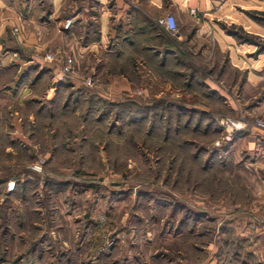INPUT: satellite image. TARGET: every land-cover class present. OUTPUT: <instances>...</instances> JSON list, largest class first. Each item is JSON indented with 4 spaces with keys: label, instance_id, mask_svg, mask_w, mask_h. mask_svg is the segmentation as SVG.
Returning <instances> with one entry per match:
<instances>
[{
    "label": "rangeland",
    "instance_id": "1",
    "mask_svg": "<svg viewBox=\"0 0 264 264\" xmlns=\"http://www.w3.org/2000/svg\"><path fill=\"white\" fill-rule=\"evenodd\" d=\"M78 2L0 1V30L5 19L14 24L32 15L34 21L15 32L25 46L11 24L0 35V56H6L0 60V264H27L30 258L21 255L33 241L30 264H264L258 217L264 140L256 127L264 117L254 113L264 99V0H217L199 14L236 42L234 54L224 48L222 78L215 80L197 48L186 44L177 47V63H105L99 51L90 61L100 80L126 74L123 99L149 109L139 118L136 105L90 114L84 104L50 117L46 126L42 59L73 54V20L65 29L63 23ZM3 41L21 44L22 57ZM40 41L43 47H35ZM207 49L212 59L214 44ZM11 55L22 60L23 74L32 73L19 87L22 73ZM85 63L79 60L80 76L87 75ZM210 75L220 90L205 83ZM74 114L85 127L77 128ZM89 115L103 123L93 122L88 132ZM58 118L66 119L64 127L56 126ZM88 135L99 139L87 142ZM238 238L248 241V251L236 245Z\"/></svg>",
    "mask_w": 264,
    "mask_h": 264
},
{
    "label": "crops",
    "instance_id": "2",
    "mask_svg": "<svg viewBox=\"0 0 264 264\" xmlns=\"http://www.w3.org/2000/svg\"><path fill=\"white\" fill-rule=\"evenodd\" d=\"M216 1L217 0H80L81 4L78 2L79 6L77 5V8H74L75 12H73L72 15V26L75 29L73 31L75 67L72 73H70V80L66 82L60 79L59 64L56 62H45L44 59H42L43 68L45 67L47 70L43 74V114H46V126H48L49 118L51 117V115H48V112L56 107L57 99L59 102L60 98L70 93L69 91L72 92L73 99H75L74 96L76 95L74 91L81 93L79 99L74 103L75 106L79 107L84 104L87 105L90 92L95 95H104L106 98L103 99L108 100L113 98L121 100L123 99L122 96L127 95L128 79L125 76L126 74L119 73L117 75H112L108 73L105 77L106 83H103L99 78L100 76L96 75L95 70L91 68V65H93V62L90 61L91 57L96 55L99 51L102 52L101 55H103L105 63L108 60L118 63L131 61L135 64L154 63L163 60H165V62L175 63L181 58L178 54L179 51L177 47L186 44L187 46L197 48L200 53L201 61L209 66V70L213 71L210 74L216 75L215 80L222 78L224 72V48L231 47L232 54H234L235 50L233 47H237L236 42L233 39L224 40L223 35L216 27L215 23L207 22L199 16L202 11L208 8V5H212ZM191 8H195L194 13L190 11ZM10 13H12V11ZM13 13L16 14L15 12ZM167 13L172 14L176 20L178 27L176 34L170 33L164 25L157 22L159 16L161 17ZM31 17H27L28 19L23 20L20 19L19 22L16 20L14 24H11L15 21L14 18L5 19V21L2 22L4 24L0 30V35L5 31L6 25L8 26L11 24V26L16 25L18 27H23V22L28 24L34 23ZM11 26L9 27L10 31L13 28ZM14 34L18 36L20 43L24 46L27 45V39L26 42H24L19 32ZM94 34L97 36L93 37ZM207 37H211L213 42ZM39 38L41 37L39 36ZM227 43L231 45H227ZM35 44V47H43V42L41 41ZM213 44L215 55L211 59V51H208L209 49L207 48ZM19 46L22 47L21 44ZM10 50L12 52H8L16 54L18 58L22 57L15 49ZM5 57L4 55L0 56V60L2 61ZM80 59H84L86 62L85 64H87L86 72L88 76H80L78 72L80 69ZM11 60L18 66L17 73L20 71V75L21 73L23 74L26 69L22 72L21 68L24 66L22 60H17L13 55H11ZM30 60L33 61L32 59ZM89 64L90 67H88ZM135 67H137V65H135ZM38 68L40 70L42 66L39 65ZM250 72H248L249 74L247 75L248 82L253 80ZM218 75L220 78L217 77ZM90 76L93 79V83L88 85L85 80ZM205 78V83L208 87L216 91L220 90L219 87L221 86L217 81H213L214 77L210 75L205 76ZM255 84V81H253V86H255ZM30 90H33L32 87H30ZM52 92L57 96L55 95L52 97ZM262 101V104L256 106L254 113L256 112L264 117V99ZM76 115L78 116V114ZM260 132L261 131H258L257 134L264 140ZM70 151L73 152V150ZM213 260L214 259L209 260L207 264H217V262L213 263Z\"/></svg>",
    "mask_w": 264,
    "mask_h": 264
},
{
    "label": "trees",
    "instance_id": "3",
    "mask_svg": "<svg viewBox=\"0 0 264 264\" xmlns=\"http://www.w3.org/2000/svg\"><path fill=\"white\" fill-rule=\"evenodd\" d=\"M3 43H4V47H8V48H11V49H15L16 51H18V53L19 54H21V50H22V47H20L18 44L16 45L15 43L14 44H12V45H10L8 42H4L3 41ZM7 48V49H8ZM165 61V60H164ZM158 62H160V61H158ZM129 63H132L131 61H129V62H126V64H129ZM154 63H156V62H154ZM177 63V62H176ZM47 70H46V68L44 67L43 68V72H41V74L38 76L39 78L41 77V75H43L45 72H46ZM194 72H191L190 73V75H189V81L190 82H187V84H189V83H191L193 80H194V78H195V75H197V71L196 70H193ZM174 72V71H173ZM171 73H172V71H171ZM176 73V72H175ZM193 73L195 74V75H193ZM32 74V73H31ZM31 74H30V72L28 73L27 72V75L26 74H22L21 76H20V78H19V80L17 81V86L19 87L20 85H23L25 82L23 81V79L24 80H26V79H28L30 76H31ZM25 77H26V79H25ZM33 78H34V80L37 78V76H33ZM33 85H34V82H33ZM55 86V85H54ZM191 87H192V85H191ZM74 92H76V95L74 96L75 97V99H73L72 97H73V94L72 93H69L67 96H65V97H63V98H60V100H59V102H58V99H57V105H56V107H54L53 108V110H51L50 112H48V115H51V117H53V118H55V117H57V115L60 117L61 116V114L63 113V112H65L66 110H68V111H73V113H74V109H73V106H75V101L76 100H78L79 99V97L81 96V93H79V92H77V91H74ZM57 96V95H56ZM127 101H129V102H127ZM139 103V102H138ZM138 103H136V102H134L133 100H125V99H123V100H121V101H118V102H111L110 100H105V99H100V100H98V99H96V95L95 94H93V93H91L90 92V94H89V96H88V100H87V105H88V108L90 107V109L91 110H88V113H90V114H92V111H100L101 109H104V108H107V107H109L110 105H113V106H116V107H125V106H127V105H132V106H137V110H136V115L140 118V117H143V115L144 114H141V113H143V112H146V110L147 109H149V107H145L144 105H147V104H145V103H143V104H138ZM142 105V106H141ZM184 109V108H183ZM186 109V108H185ZM184 109V110H185ZM44 110V109H43ZM61 111H63V112H61ZM146 115V114H145ZM74 116H75V114H74ZM92 116V117H91ZM89 117L90 118H92L91 120H92V122H86V123H88V132H89V129H90V127H92L91 125H93V122H95V123H97V124H101V123H103L102 121H103V119H102V117H97V115H89ZM59 119L60 118H58V120H56L57 121V123H56V126L57 127H64V125H63V123H64V121L66 120H61L60 122H59ZM75 120H76V125H77V128L78 127H80L79 126V119H78V116H75ZM83 120H85V118H83ZM68 122H70L69 120H67ZM69 124V123H68ZM59 125V126H58ZM82 126L81 127H85V124L84 123H82L81 124ZM71 126L73 127L74 126V123H71ZM80 127V128H81ZM73 129H75L74 127H73ZM79 131H80V129H79ZM56 134H57V132H56ZM95 135H88V136H83V137H87V142L88 141H90V142H92V143H94L97 139H99V137L98 138H96V137H94ZM57 141H58V139H57ZM173 143H174V141H173ZM62 148H64L63 146H61V147H58L57 149H62ZM60 150H58L57 152H56V154H58V152H59ZM110 153V152H109ZM111 155V154H110ZM51 169H54V168H51ZM55 170V169H54ZM45 181L47 182V181H50V182H47V184H49V183H51V182H53V180L52 179H49V178H47V179H45ZM46 182H45V184H46ZM57 184H61V182H56ZM173 189L174 190H179V188H178V185H177V188L174 186L173 187ZM239 239V238H238ZM234 242L236 243V245H238V246H241L240 248H245L246 250L248 249L247 247H246V245L248 244L247 242L248 241H246V240H241V239H239V240H237V239H235L234 240ZM35 241H33L32 243H31V248H30V250L29 251H27V252H25L24 253V255H21V257L22 258H30L28 261V263L27 264H30L31 262H33L34 260V256H33V254H34V251H35ZM248 246V245H247ZM248 251V250H247ZM243 253H244V250L242 251V250H238V256H241V255H243ZM250 254V253H249ZM252 255V254H251ZM60 258V256L58 255L57 256V260ZM34 263V262H33Z\"/></svg>",
    "mask_w": 264,
    "mask_h": 264
},
{
    "label": "built area",
    "instance_id": "4",
    "mask_svg": "<svg viewBox=\"0 0 264 264\" xmlns=\"http://www.w3.org/2000/svg\"><path fill=\"white\" fill-rule=\"evenodd\" d=\"M192 13L195 11V8H191L190 10ZM72 23V19H66L65 22L63 23V28H68ZM158 23L161 25H164L166 27V29L172 33V34H176L178 31V27H177V23L176 20L174 18V16L170 13H167L163 16H161L158 19ZM18 26H14L12 28L13 33H15L18 30ZM44 59L46 61L49 62H56L57 64H59L60 66V72L62 75H69L74 68V62H75V57L73 54L71 55H57L55 52L53 53H47L46 56L44 57ZM86 84L91 85L93 83V79L92 77H88L85 80ZM137 93L141 94L142 90L141 89H137ZM256 127L260 129V133L261 135L264 137V119L259 118L256 121ZM259 220L264 223V208L261 211V215L258 216Z\"/></svg>",
    "mask_w": 264,
    "mask_h": 264
},
{
    "label": "flooded vegetation",
    "instance_id": "5",
    "mask_svg": "<svg viewBox=\"0 0 264 264\" xmlns=\"http://www.w3.org/2000/svg\"><path fill=\"white\" fill-rule=\"evenodd\" d=\"M39 256L42 257L41 254ZM59 260H60V258H59Z\"/></svg>",
    "mask_w": 264,
    "mask_h": 264
}]
</instances>
